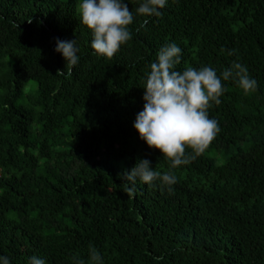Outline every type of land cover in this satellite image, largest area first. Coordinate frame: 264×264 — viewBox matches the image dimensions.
Wrapping results in <instances>:
<instances>
[{
	"label": "trees",
	"instance_id": "1",
	"mask_svg": "<svg viewBox=\"0 0 264 264\" xmlns=\"http://www.w3.org/2000/svg\"><path fill=\"white\" fill-rule=\"evenodd\" d=\"M78 8L0 0V256L88 264L95 247L104 264H264V0H168L162 18L136 16L112 58L93 54ZM73 39L69 78L54 49ZM172 42L177 71L241 63L257 81L248 94L223 81L208 109L219 133L174 170L132 127L146 73ZM144 159L177 183L129 192L119 177Z\"/></svg>",
	"mask_w": 264,
	"mask_h": 264
},
{
	"label": "clouds",
	"instance_id": "2",
	"mask_svg": "<svg viewBox=\"0 0 264 264\" xmlns=\"http://www.w3.org/2000/svg\"><path fill=\"white\" fill-rule=\"evenodd\" d=\"M135 14L125 0H78L79 18L92 35L93 54L112 58L122 45L132 40L129 28L136 16L145 18L146 26L151 18L163 17L168 0H136ZM54 51L62 56L68 68L58 72L71 77L72 69L80 63L76 39L56 41ZM233 55L234 51H228ZM182 62V49L174 42L162 47L156 62L150 65L143 86V109L132 125L138 138L161 158L170 162V169H177L191 163L195 155L204 152L220 131L218 121L210 119L208 109L212 103L219 105L224 94L223 81L232 80L245 93L257 89V81L250 77L248 69L241 63H233L218 75L212 67L195 69L188 67L177 71ZM192 149L191 155L186 150ZM129 192H135L137 182L145 185L159 184L171 188L177 183L173 171L158 173L148 159L140 160L120 177ZM0 264H11L6 256H0ZM28 264H46V260L32 256ZM74 264H84L76 259ZM88 264H104L95 247L89 249Z\"/></svg>",
	"mask_w": 264,
	"mask_h": 264
},
{
	"label": "rangeland",
	"instance_id": "3",
	"mask_svg": "<svg viewBox=\"0 0 264 264\" xmlns=\"http://www.w3.org/2000/svg\"><path fill=\"white\" fill-rule=\"evenodd\" d=\"M20 102H23V99H22V100H20Z\"/></svg>",
	"mask_w": 264,
	"mask_h": 264
}]
</instances>
